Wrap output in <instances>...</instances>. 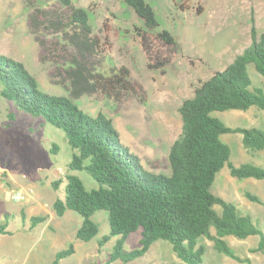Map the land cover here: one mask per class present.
Instances as JSON below:
<instances>
[{
    "label": "rangeland",
    "instance_id": "374dc122",
    "mask_svg": "<svg viewBox=\"0 0 264 264\" xmlns=\"http://www.w3.org/2000/svg\"><path fill=\"white\" fill-rule=\"evenodd\" d=\"M49 7L55 0H34ZM90 13L94 35L104 47L100 71L109 74L113 68L126 66L132 80L145 92L144 100L132 98L116 104L105 97L83 96L76 104L96 115L103 112L113 120L121 142L141 159L143 167L154 173H170L171 145L182 131L179 107L191 98L197 85L214 73L223 71L252 42V27L259 37L264 31V0H147L155 9L160 29L170 30L180 44L176 61L163 70H152L135 27L143 22L123 0H73ZM27 0H0V55L24 64L36 77L39 88L47 94H67L61 77H51L53 65L40 60V49L30 32ZM252 88L264 92V77L253 64L248 66ZM11 115L14 116L12 119ZM229 127L257 128L264 131V110L252 107L246 111L213 112ZM221 140L231 149L230 162L264 168V150L248 153L243 135L226 133ZM73 149L64 132L42 118L33 117L0 98V224L8 221L10 235H0V264H52L58 252L74 246L75 252L58 264H106L119 237H111L103 246L99 240L109 235L107 211H97L91 219L99 233L89 242L77 239L83 217L67 210L56 215L53 203L64 199L68 177L78 176L86 189L98 187L85 170H72ZM57 183V188L54 187ZM5 187H4V186ZM32 187L33 196L14 202L11 191ZM211 191L235 204L244 215L264 232V204L250 200L246 192L264 202V180L237 179L228 165L217 174ZM218 212L222 208L217 205ZM6 214H9L6 219ZM32 217L45 221L32 228ZM6 220V221H5ZM210 233L216 235L214 227ZM142 230L124 241L126 250L140 248ZM234 253L249 262H238L215 248L214 241L202 236L198 244L205 248L202 264H264V253L254 252L259 236L224 238ZM113 264H186L173 251L170 243L159 240L141 257L127 263Z\"/></svg>",
    "mask_w": 264,
    "mask_h": 264
},
{
    "label": "trees",
    "instance_id": "16d2710c",
    "mask_svg": "<svg viewBox=\"0 0 264 264\" xmlns=\"http://www.w3.org/2000/svg\"><path fill=\"white\" fill-rule=\"evenodd\" d=\"M49 7L27 0V24L40 49V60L53 65L51 77H61L67 94H47L23 63L0 55V98L33 117L42 118L61 129L74 153L69 167L87 171L98 183L86 189L76 175L68 177L66 196L53 203L57 216L73 210L83 217L77 239L89 242L99 233L91 217L107 211L109 235L99 240L103 246L111 237H119L106 264L127 263L143 256L153 243L164 240L186 264H202L205 248L198 244L205 236L214 241L218 252L238 262H249L234 253L224 239L243 240L259 236L254 252L264 253V232L249 215L215 195L212 185L217 174L228 165L237 179L264 180V168L252 163L235 166L230 162L231 149L220 136L243 135V145L250 154L264 150V131L257 128L229 127L213 112L264 110V92L252 88L248 66L253 64L264 77V31L258 37L252 27V44L223 70L196 86L194 95L179 107L182 131L169 152L170 173L146 170L140 157L121 142L113 120L103 112L96 115L80 109L76 100L83 96L105 97L116 104L137 98L144 100L141 85L132 80L126 66L100 71L104 58L101 39L94 35L90 13L73 0H55ZM143 22L135 27L148 67L163 70L173 64L180 44L168 29H160L153 6L147 0H123ZM12 119L14 116L11 115ZM58 184L54 183L57 188ZM246 196L264 202L250 192ZM219 205L221 212L215 209ZM9 214H6V219ZM45 217H32L34 228ZM6 221V220H5ZM214 227L216 235L210 233ZM142 230L140 248L126 250L124 241ZM8 221L0 224V235H10ZM74 246L57 253L52 264L73 254Z\"/></svg>",
    "mask_w": 264,
    "mask_h": 264
},
{
    "label": "built area",
    "instance_id": "2783aa9c",
    "mask_svg": "<svg viewBox=\"0 0 264 264\" xmlns=\"http://www.w3.org/2000/svg\"><path fill=\"white\" fill-rule=\"evenodd\" d=\"M33 193L34 189H32V187H21L18 189H13L11 191V199L14 202H24L29 200L33 196Z\"/></svg>",
    "mask_w": 264,
    "mask_h": 264
}]
</instances>
